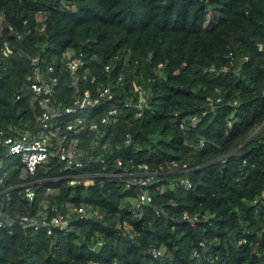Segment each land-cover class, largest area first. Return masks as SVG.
I'll use <instances>...</instances> for the list:
<instances>
[{
	"label": "trees",
	"instance_id": "trees-1",
	"mask_svg": "<svg viewBox=\"0 0 264 264\" xmlns=\"http://www.w3.org/2000/svg\"><path fill=\"white\" fill-rule=\"evenodd\" d=\"M66 53L85 61L80 73L94 78L92 89L111 82L116 95L84 117L107 106L120 111L116 123L80 137V146L96 157L104 152L110 168L118 159L131 172L145 166L152 201L138 206V186L125 185L132 177L105 176L99 164L70 171L51 156L30 176L0 148L4 214H96H70L68 231L51 235L0 229V264H264V128L250 139L264 125V0H0V129L36 128L30 58L59 68ZM70 83L65 73L57 92L66 106L76 97ZM215 98L221 103L208 109Z\"/></svg>",
	"mask_w": 264,
	"mask_h": 264
},
{
	"label": "built area",
	"instance_id": "built-area-1",
	"mask_svg": "<svg viewBox=\"0 0 264 264\" xmlns=\"http://www.w3.org/2000/svg\"><path fill=\"white\" fill-rule=\"evenodd\" d=\"M11 30V28L9 27ZM17 38H21L18 34ZM261 51V46L258 48ZM13 54L10 47H5L2 50V56L7 58ZM62 66L56 68L48 65L42 68L38 65L37 59L30 58V65L33 66V71L28 78V91L33 96V104L36 105L39 112L35 115L34 121L36 128L33 131H13L11 128L8 131L0 129V148L4 150V157L14 156L19 159V162L24 166L28 175L32 176L40 167L48 165L50 157L55 156L60 163L63 164L64 170H82L90 164H99L103 175L108 177H132L126 182V188L138 186L137 204L138 206L149 205L152 198L147 190L151 182V176L143 172L145 166H139L136 171L131 172L124 168L120 159L116 160V165L110 168L105 163L104 152L96 156L92 151L84 149L80 146V137L90 133L99 132L102 128L112 125L118 121L120 111L114 106H107L101 115L96 117H84L86 113L94 111L103 103H111L115 101L116 95L112 89L111 82L106 84H97L94 89L90 84L94 83V78L87 81V74H81L80 71L85 67V61L81 57H74L70 53L63 56ZM233 61H230V65ZM111 64L104 67V72L111 73ZM161 67V65H159ZM227 71L224 67L222 72ZM68 73L71 79L70 86L73 89L76 97L71 105H63L57 99V92L61 84V79L64 74ZM110 78V77H108ZM122 77H119L117 86H121ZM137 88L130 90V97L124 99L122 104L125 107H132L135 100ZM124 92V91H123ZM264 95V87L262 88ZM146 99L139 94L136 108L143 110ZM221 103L220 98L209 99L207 101L208 109H215ZM236 104V103H234ZM205 115V112L202 116ZM200 116H191L188 126L195 128L198 124ZM73 118L72 121L64 122V119ZM183 129V125L180 126ZM126 143L130 142L127 138ZM93 146V144H92ZM170 168L177 169L178 165L172 163ZM3 168V162L0 161V170ZM122 172L115 171L116 169ZM183 165L182 169L185 170ZM2 181V180H1ZM0 181V182H1ZM77 184L76 180H72L70 185ZM185 188H191V183L188 179L183 181ZM23 196L29 203L33 202L35 193L29 185H23ZM159 189V188H158ZM9 189L4 190L6 193ZM1 205V204H0ZM70 214L75 215L79 219L88 217H96L94 212H86L82 208H72ZM70 214L56 213L49 215L47 212H40L36 215L16 213L13 215L4 214L0 208V229L20 226L22 229H43L47 235H51L55 229L68 231ZM156 216L160 215V210H155ZM99 217V216H97ZM182 219L194 224L196 218H190L184 214ZM130 238L132 236L130 235ZM151 254L154 257L160 255L156 250H152Z\"/></svg>",
	"mask_w": 264,
	"mask_h": 264
},
{
	"label": "water",
	"instance_id": "water-1",
	"mask_svg": "<svg viewBox=\"0 0 264 264\" xmlns=\"http://www.w3.org/2000/svg\"><path fill=\"white\" fill-rule=\"evenodd\" d=\"M264 128V125L257 131V132H255V134H253V136L250 138V139H252L253 137H255L262 129ZM242 147V146H241ZM240 147V148H241ZM240 148H238V149H240ZM238 149H236L235 151H238ZM235 151L234 152H232V153H235ZM231 153V154H232Z\"/></svg>",
	"mask_w": 264,
	"mask_h": 264
},
{
	"label": "bare ground",
	"instance_id": "bare-ground-1",
	"mask_svg": "<svg viewBox=\"0 0 264 264\" xmlns=\"http://www.w3.org/2000/svg\"><path fill=\"white\" fill-rule=\"evenodd\" d=\"M123 163V162H122ZM177 164V163H176ZM26 172V171H25ZM28 174V173H27ZM71 210V209H70Z\"/></svg>",
	"mask_w": 264,
	"mask_h": 264
}]
</instances>
